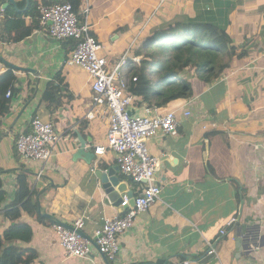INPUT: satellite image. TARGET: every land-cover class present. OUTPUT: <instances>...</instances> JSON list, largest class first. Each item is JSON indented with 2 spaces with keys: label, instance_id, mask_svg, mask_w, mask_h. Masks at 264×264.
<instances>
[{
  "label": "crops",
  "instance_id": "crops-1",
  "mask_svg": "<svg viewBox=\"0 0 264 264\" xmlns=\"http://www.w3.org/2000/svg\"><path fill=\"white\" fill-rule=\"evenodd\" d=\"M14 1L6 8L13 5L20 12L27 10L28 0ZM195 1L88 0V22L103 50L107 45L106 51L111 52L107 58L113 63L114 48L128 50L154 14L158 16L143 31L138 47L166 23L194 17L196 8L198 14H205V7L209 12L222 10L214 4L216 0L210 4L201 0L197 7ZM221 1L230 4L227 32L238 46L231 57L232 68L211 85L199 79L192 84L195 98L179 107L190 110L192 116L185 119L179 113L176 137L157 135L150 140L149 150L161 162L157 174L160 200L119 237L120 252L109 263L95 246L85 258L67 257L54 230L55 220L73 227L75 221L87 217L82 232L93 243L94 232L103 226L105 217H123L128 211L106 202L96 178L98 170L118 166L114 154L95 157L91 164L74 160L80 137L88 140L86 148L92 152L106 142L108 122L86 119L93 98L91 80L82 69L67 65L70 56L64 43L43 30L18 44L0 42V57L7 63L36 72L13 69L22 92L11 113L0 119V147L5 138L10 143V150H0V170L17 171L3 175L8 196L0 214V232L9 226L2 214L14 200L17 176L24 167L37 192L32 200L39 212L55 219L42 223L28 215L22 217L34 236L30 243L19 245L38 252L37 264H158L164 259L180 264L181 258L189 264H264V0ZM24 2L25 8H18ZM241 52L245 55L238 58ZM8 69L0 61V74ZM51 81H59L64 102L54 113L42 102ZM35 118L53 123L63 136L46 167L22 160L15 149L16 137L30 131ZM101 163L107 168L100 167ZM117 175L127 182L128 191L140 195L141 184L121 172ZM123 197L125 201L126 194ZM223 230L226 233L221 235ZM209 242L216 243L218 256L208 255Z\"/></svg>",
  "mask_w": 264,
  "mask_h": 264
},
{
  "label": "built area",
  "instance_id": "built-area-1",
  "mask_svg": "<svg viewBox=\"0 0 264 264\" xmlns=\"http://www.w3.org/2000/svg\"><path fill=\"white\" fill-rule=\"evenodd\" d=\"M38 11L42 30L47 35L60 42L70 39L77 42L67 65L82 69L91 80L93 98L86 119L100 117L108 122L106 142L95 148V157L114 154L121 173L142 185L140 195L135 197L134 206H130L128 199L121 204L123 209L128 210L123 217H105L103 226L94 232L93 242L97 244L99 253L111 262L120 252L119 237L134 227L137 218L160 200L161 187L157 183V174L161 170V162L151 154L150 140L157 135L176 137L180 131L179 113L185 119L190 118L192 113L190 110L181 109L163 114L151 105L138 106L132 85L138 82L140 75L132 79H124L121 75L123 67L131 66L141 70L148 63L149 59L144 54L136 53L138 41L151 19L143 26L140 35L131 43L119 62L113 66L111 60L102 54L103 46L92 33L88 22V3L81 10V14L85 16L83 22L71 4H41ZM133 50L134 55L131 56ZM10 96L11 92H8L7 98ZM133 108H144L145 111L142 115L130 114ZM62 140L63 136L56 132L53 123L35 118L31 121L29 133L22 134L15 145L22 160L39 162L46 167ZM39 174L38 179L43 170ZM87 221V217L75 221L74 230L63 224L54 225L67 257L85 258L92 252L93 243L77 232L84 231ZM234 223L235 220L231 221L229 226ZM225 233L223 230L221 235ZM207 246L209 256H218L215 242H209ZM183 264H189V261Z\"/></svg>",
  "mask_w": 264,
  "mask_h": 264
},
{
  "label": "trees",
  "instance_id": "trees-1",
  "mask_svg": "<svg viewBox=\"0 0 264 264\" xmlns=\"http://www.w3.org/2000/svg\"><path fill=\"white\" fill-rule=\"evenodd\" d=\"M167 1L165 0L163 3ZM198 2L201 0L195 1V7L198 6ZM210 2L208 0L206 4H210ZM7 3L8 0H0V8ZM83 3V0H29L28 8L24 12H20L10 5L2 13L0 12V42L18 44L35 32L42 31L38 11L41 4H71L74 12L83 22L85 16L80 12ZM214 4L222 10L220 12L218 10L217 13L209 12L205 7L206 13L198 14L196 8L197 12L194 17L168 22L169 24H165H168V27L164 25L160 29V33H154L155 36L144 39L136 54H144L149 61L141 70L131 66L121 69L124 79H132V77L140 75L138 82L132 85L138 106L151 105L157 108L160 113L178 111L179 107L191 102L196 96L195 89L188 80L189 74L194 73L197 79L211 85L220 80L232 68L231 57L238 50V46L234 45L227 32V8L230 4L221 0H216ZM25 6V2L22 6L18 4V8L24 9ZM211 13H215L214 17ZM157 16L158 14L152 16L148 27ZM121 30L120 28L117 32ZM63 43L67 55L70 56L77 42L70 39ZM244 55L241 52L237 57L241 58ZM58 82H49L42 97V102L52 113L56 112V109L64 103L57 85ZM19 83V78L11 68L0 74V119L11 113L15 99L21 95L22 89L19 87ZM8 92H11L10 98H7ZM28 133V130L24 132V134ZM18 138L19 135L16 137V141ZM15 149L19 156L16 145ZM100 167L107 168L102 163ZM4 173L0 170V214L8 196L3 180ZM33 185L28 171L22 167L17 176L14 200L5 207L2 214L4 219L9 222V226L0 232V264H37L38 252L35 249L19 245V243H30L34 236L30 224L22 221L24 215L42 223L46 221V218L39 212L36 201L32 200L37 195ZM180 260V264L186 261L182 258ZM158 264L175 263L164 259Z\"/></svg>",
  "mask_w": 264,
  "mask_h": 264
},
{
  "label": "water",
  "instance_id": "water-1",
  "mask_svg": "<svg viewBox=\"0 0 264 264\" xmlns=\"http://www.w3.org/2000/svg\"><path fill=\"white\" fill-rule=\"evenodd\" d=\"M29 1V0H28ZM8 3H13L15 4L14 0H8ZM8 6V4L4 5L2 8L6 9V7ZM0 61L7 64V66H9L10 68L14 69V70H22L24 72H32L34 75H36L35 71H32L30 69H20L19 67H16L14 65H11L9 63H7L2 57H0ZM139 112L142 111V114L144 113L145 109H131L130 110V114H134V112ZM142 114H137V115H142ZM87 143L88 140H85L83 138L80 137V148L77 151V153L74 155V160L77 159H83L87 164H91L92 161L95 158L94 152L92 151H87ZM121 172L119 166H115V167H111L108 170H98L96 172V178L99 182V187H100V191H102L105 196H106V202L107 203H112V204H116L121 206V204L124 202V197L123 194H126L127 199L129 200V204L130 206H134L135 204V196L133 194V192L128 191V185L127 182H124L123 178H120L117 174ZM128 180H132L131 177H127ZM143 183H145V181H143ZM243 207H244V201H241V206H240V216L242 214L243 211ZM127 209V208H126ZM46 218L50 219V220H55L53 217H51L50 215H45ZM58 224H62L61 222H58L57 220H55ZM64 225V224H63ZM66 226V225H64ZM67 228L74 230L73 227H68ZM81 236L88 238L84 232L82 231H77ZM93 245L99 250L97 244H95L93 242ZM101 256L103 257L104 261H106L107 263L108 260L106 258L105 255L101 254ZM145 264H156V263H145Z\"/></svg>",
  "mask_w": 264,
  "mask_h": 264
},
{
  "label": "rangeland",
  "instance_id": "rangeland-1",
  "mask_svg": "<svg viewBox=\"0 0 264 264\" xmlns=\"http://www.w3.org/2000/svg\"><path fill=\"white\" fill-rule=\"evenodd\" d=\"M83 7L85 8L86 6H87V3H88V0H83ZM82 10V9H81ZM81 12V11H80ZM113 39V38H112ZM118 41H120V40H118ZM117 42V41H116ZM107 46V45H106ZM104 47V50L102 51V54L104 55V56H106V57H108V54H110L109 52H107L106 51V49L105 48H107V47ZM125 49H123V46H120L119 48L118 47H116V48H114V54H115V56H117L116 58L114 57V59H113V63H112V65L113 66H115L118 62H119V60L121 59V57L123 56V54L127 51V49L124 51ZM110 51V50H109ZM106 52V53H105ZM134 55V50L131 52V56H133ZM110 56H112V55H110ZM109 58V57H108ZM119 58V59H118ZM188 80L191 82V84H196L197 83V81H198V79H197V77L195 76V74L194 73H191V74H189V76H188ZM25 115H24V117H22V119L20 120V123L21 122H23L24 121V119H25ZM98 118H100V117H98ZM7 139H9V137H7ZM7 149V150H10V143H9V140H6V138L3 140V143H2V145H1V147H0V150L1 151H3V149ZM5 173H4V176L5 175H7L9 172H6V171H4Z\"/></svg>",
  "mask_w": 264,
  "mask_h": 264
}]
</instances>
